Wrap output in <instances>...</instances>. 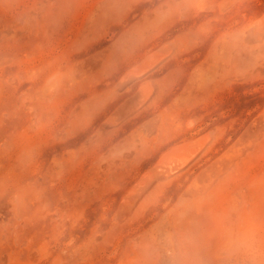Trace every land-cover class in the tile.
Listing matches in <instances>:
<instances>
[{
	"label": "rangeland",
	"instance_id": "1",
	"mask_svg": "<svg viewBox=\"0 0 264 264\" xmlns=\"http://www.w3.org/2000/svg\"><path fill=\"white\" fill-rule=\"evenodd\" d=\"M240 217L264 222V0H0V264H262Z\"/></svg>",
	"mask_w": 264,
	"mask_h": 264
},
{
	"label": "clouds",
	"instance_id": "2",
	"mask_svg": "<svg viewBox=\"0 0 264 264\" xmlns=\"http://www.w3.org/2000/svg\"><path fill=\"white\" fill-rule=\"evenodd\" d=\"M229 245H258L264 264V222L259 224L245 217H240L229 230Z\"/></svg>",
	"mask_w": 264,
	"mask_h": 264
},
{
	"label": "bare ground",
	"instance_id": "3",
	"mask_svg": "<svg viewBox=\"0 0 264 264\" xmlns=\"http://www.w3.org/2000/svg\"><path fill=\"white\" fill-rule=\"evenodd\" d=\"M260 24V23H259ZM151 57V56H150ZM162 57V56H161ZM153 58V57H152ZM150 59V58H149ZM143 62V61H142ZM149 62V61H148ZM152 62V61H151ZM145 63V62H143ZM142 63V65H143ZM156 64V62H155ZM145 67V65H143ZM146 68V67H145ZM146 70V69H145ZM154 70V69H153ZM148 71V70H147ZM145 72V71H144ZM143 72V73H144ZM151 72V71H150ZM140 74V73H138ZM145 74V73H144ZM135 78V77H133ZM142 87V86H141ZM142 91V89H140ZM140 93V92H139ZM143 93V92H142ZM142 95V94H141ZM148 96V95H147ZM145 97V96H144ZM138 99V98H137ZM141 100V99H140ZM140 104V103H139ZM205 137V136H204ZM203 137V138H204ZM201 139V138H200ZM199 140V139H198ZM193 142V141H192ZM203 144V143H202ZM188 145H178L175 146L174 148H171V150L169 152H167L161 159L160 163L162 165H164L167 168L168 172H173L176 171L178 169H181L183 167H185L193 158L194 154H196V152H194L193 150L188 152L187 148ZM202 146V145H201ZM195 147H197V145H195ZM197 151V150H196ZM200 151V150H199ZM204 151V150H202ZM193 163V162H192ZM191 163V164H192ZM190 164V163H189ZM190 164V165H191ZM158 166V165H157ZM189 167V166H188ZM157 169V168H156ZM155 170V169H154ZM154 172V171H152ZM150 173V172H149ZM152 175L154 173H151ZM151 176V175H150ZM142 179V178H141ZM145 179V178H144ZM151 179V178H150ZM140 181V180H139ZM149 181V180H148ZM142 186V185H141ZM131 191V190H130ZM126 202V201H125Z\"/></svg>",
	"mask_w": 264,
	"mask_h": 264
}]
</instances>
